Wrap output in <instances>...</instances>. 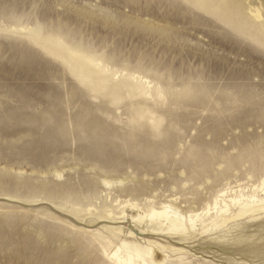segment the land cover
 Returning <instances> with one entry per match:
<instances>
[{
	"label": "rangeland",
	"instance_id": "374dc122",
	"mask_svg": "<svg viewBox=\"0 0 264 264\" xmlns=\"http://www.w3.org/2000/svg\"><path fill=\"white\" fill-rule=\"evenodd\" d=\"M146 1L194 29L156 47L168 21L121 1L0 0V264H115L117 246L137 264H264V213L200 223L264 178V0ZM210 32L228 68L204 59ZM85 57L151 88L81 79L68 62L92 73ZM162 205L199 221L169 234Z\"/></svg>",
	"mask_w": 264,
	"mask_h": 264
},
{
	"label": "bare ground",
	"instance_id": "6f19581e",
	"mask_svg": "<svg viewBox=\"0 0 264 264\" xmlns=\"http://www.w3.org/2000/svg\"><path fill=\"white\" fill-rule=\"evenodd\" d=\"M106 1L114 2L116 4L117 3L120 4L119 1H121V3H124L128 7L129 11L138 12L139 13L138 15H141V14L153 15V16H159L160 18L163 16L168 21L169 27L162 29L160 32L158 31L159 29L158 30L155 28L152 29L153 32H156V31L159 32V34L157 36L158 38L156 40V47L160 46V44L162 42L165 45H167V42H177L178 33L179 34L183 33L186 35V33L183 31V29H186V28L194 29L193 26L195 25V23H193L194 22L193 19L188 14H184L182 17L177 16V17H173L172 19H168L163 14V12H161V14H159L160 12L158 10V7H157L155 1L147 3L146 0H144V1L135 0L136 2L134 4L129 3L127 0H106ZM109 4H111V3H109ZM204 5L206 6L207 4L204 3ZM259 18H260V13L256 9L255 14H253V16H252V19L259 20ZM126 21H129L128 18L126 19ZM134 23H135V21H134ZM212 27H218V26L212 25ZM236 27L240 30L244 29V27H248L250 29V26H248V24L245 23V21L238 23L236 25ZM156 28H158V27H156ZM213 32L206 34L207 38H208V42H210L211 44L214 43L215 44L214 46L217 45V47H215V48L217 50H221V53L215 51V49H210L208 52V56H205L204 59L211 61L214 57H223L226 60L223 63L224 68H228V66H229L228 59L230 58L228 56V54L232 53L233 49H231L230 45L227 42L222 41L220 39V37H221L220 35L213 33ZM249 33H253V31H249ZM153 38H156V37H153ZM71 50L74 52L73 49H71ZM199 50L200 49L198 47H195L194 50L191 51L192 56L193 57H195V56L203 57L202 54L197 52ZM182 51L187 54L186 50H182ZM189 53H190V51H189ZM189 53H188V55H189ZM85 56H87V55H85ZM85 59H86V64H87L88 68H89L90 64L92 65L91 66L92 70H93L92 73H89L90 71L88 72V70L80 69L81 68L80 66L77 67L74 64H72L71 62H68L69 67L78 71L81 79L84 78V76H83L84 74H88L87 79H89L90 81L94 77H96L98 81H101V79L98 78V76L101 75L105 79V81L109 83V87L110 86L114 87L113 90H118V89L121 90L123 88V89H125L128 96L129 95L130 96L131 95H138L136 90L141 89V87L139 86L137 81H139V82L143 81L146 83L147 87L151 88V85L149 84V82L146 79H144L141 76L134 75V74L130 78L136 84H132L128 80H125L124 82H120L117 84L119 76L113 78L112 77L113 73H112L111 68L104 66L101 62L96 61V59L88 58V57H85ZM79 70H81V71H79ZM85 71H87V73ZM109 76H111V77H109ZM136 77L138 79H136ZM104 79H103V81H104ZM113 80H116V82H115L117 84L116 86L113 85V82H112ZM252 190L253 191L250 194H244V193L239 192V194H237V195H229V196L226 195L225 191H221L220 194H218L219 198L218 199L214 198L215 200L213 201V207L212 208L216 210L215 211V218L210 221L209 227H207L208 224H203L204 220L201 219V222H200L202 224L201 229H203L204 227L206 229L205 231L215 229L219 226L226 224L229 220L240 218L246 214L252 215L253 212H255V211L258 212L257 214L264 213V178L261 180L260 184L256 185ZM258 192H261V193L258 194ZM261 195H263V196H261ZM167 207H168L167 205H162L161 210H159V211L152 210L150 217L151 218L157 217V218L163 220L164 221L163 225L165 227V231L169 234H183L186 232L188 233V232H190V230L194 229L195 222L197 220L199 221L198 218L200 217V214L197 212L184 215V214H181L180 211H178L175 208V209H172L171 213L169 214V210H167ZM231 207L234 208V210H232ZM210 209H211V207L207 206L206 213H208ZM217 213H219V214H217ZM131 215L133 217H136V214L131 213ZM122 246L125 247L126 243L123 242ZM120 248H121L120 246H117L113 250L112 255H111V257L114 258L115 264H137L136 261H134L132 255L129 254L130 252L127 251L126 249H125L124 253H119ZM103 249H104V252H106V250H108V248H104V247H103ZM149 257L154 264H161V261L163 260L162 256L156 254L154 252V250H151L149 252Z\"/></svg>",
	"mask_w": 264,
	"mask_h": 264
},
{
	"label": "water",
	"instance_id": "95a60500",
	"mask_svg": "<svg viewBox=\"0 0 264 264\" xmlns=\"http://www.w3.org/2000/svg\"><path fill=\"white\" fill-rule=\"evenodd\" d=\"M88 122H90V121H88Z\"/></svg>",
	"mask_w": 264,
	"mask_h": 264
}]
</instances>
